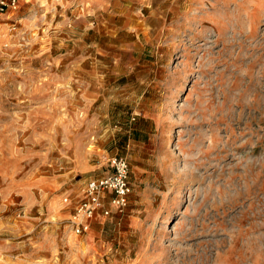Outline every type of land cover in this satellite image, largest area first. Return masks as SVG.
I'll use <instances>...</instances> for the list:
<instances>
[{"label":"rangeland","instance_id":"1","mask_svg":"<svg viewBox=\"0 0 264 264\" xmlns=\"http://www.w3.org/2000/svg\"><path fill=\"white\" fill-rule=\"evenodd\" d=\"M83 83L98 95L66 91ZM118 86L148 88L145 138L97 118ZM115 155L128 203L76 233ZM0 264H264V0H18L0 19Z\"/></svg>","mask_w":264,"mask_h":264},{"label":"crops","instance_id":"2","mask_svg":"<svg viewBox=\"0 0 264 264\" xmlns=\"http://www.w3.org/2000/svg\"><path fill=\"white\" fill-rule=\"evenodd\" d=\"M37 47L36 50H38ZM68 54V53H67ZM75 55L68 54L65 61L72 66L73 69L81 68L80 59H77ZM58 57L50 55V59L45 60V57H41V66L44 68L47 64L46 62H50L51 69H54L58 64ZM80 71L78 70L77 73ZM75 76L76 72L72 73L70 78ZM82 79V77L80 76ZM69 79V78H68ZM50 81L56 83L58 81V77L51 75ZM58 88L51 85L50 92H42L41 95L44 97L45 95H50V102L41 103V110L50 109L51 112H58L59 110V102H58ZM66 91L68 93H75L78 96H81L83 99H86L88 94H96L92 93L91 90L85 86V84H79V86H73L71 88H67ZM71 91V92H70ZM106 96L104 97L103 103L99 104L98 107L101 109L103 107L104 113L100 112V116L97 118L101 120L108 121V124L113 122L121 123L128 129L126 132L128 136L131 135L137 138H145L148 136L151 128L153 127V123L155 120V116L153 115V110L151 107L146 104L147 97L145 96L146 92H148V88H142L139 86H118L114 88H110L107 90ZM98 95V94H96ZM54 99V100H53ZM94 99V97H93ZM72 106V105H71ZM68 107V106H67ZM81 110H85V107H80ZM98 109V110H99ZM108 112H110L108 114ZM55 115L52 114V126H54ZM98 120V121H99ZM100 125H102L100 123Z\"/></svg>","mask_w":264,"mask_h":264},{"label":"built area","instance_id":"3","mask_svg":"<svg viewBox=\"0 0 264 264\" xmlns=\"http://www.w3.org/2000/svg\"><path fill=\"white\" fill-rule=\"evenodd\" d=\"M17 6L18 0H0V19L7 11L14 10ZM109 168L105 174L86 183L84 196L76 204L71 219L76 233L87 231L96 214L106 216L112 208L122 209L127 205L131 187L126 157L122 155L110 157Z\"/></svg>","mask_w":264,"mask_h":264}]
</instances>
